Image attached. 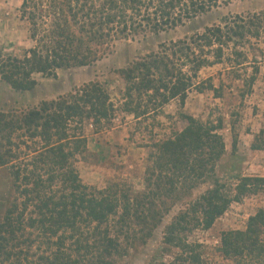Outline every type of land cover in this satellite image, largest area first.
<instances>
[{
    "label": "trees",
    "instance_id": "16d2710c",
    "mask_svg": "<svg viewBox=\"0 0 264 264\" xmlns=\"http://www.w3.org/2000/svg\"><path fill=\"white\" fill-rule=\"evenodd\" d=\"M231 1L22 0L19 12L33 45L21 55L0 53V80L15 92L32 91L37 75L56 78L59 71L91 66L116 42L175 29ZM262 36L264 10L161 44L117 71L124 85L120 107L105 83L91 81L26 110L1 111L0 169L10 191L0 217V264H116L144 246L172 207L187 199L164 228L161 252L171 258L167 264H204L202 245L189 236L210 229L232 203L264 191V177H234L235 183L216 177L225 154L221 119L183 115L182 129L150 143L140 192L120 183L84 185L76 157L86 150L85 127L101 131L118 112L140 122L173 100L183 106L191 90L221 98L222 85L194 82L202 68L226 62L243 83L242 95L251 92L259 69L241 80L236 70L246 56L238 48ZM218 252L233 264H264V208L243 230L223 232Z\"/></svg>",
    "mask_w": 264,
    "mask_h": 264
},
{
    "label": "rangeland",
    "instance_id": "374dc122",
    "mask_svg": "<svg viewBox=\"0 0 264 264\" xmlns=\"http://www.w3.org/2000/svg\"><path fill=\"white\" fill-rule=\"evenodd\" d=\"M21 3L22 0H0V53L21 55L33 45L28 36V23L20 16ZM263 10L264 0H233L175 29L158 34L148 32L116 42L109 53L91 66L59 71L56 78L46 79L37 75L38 84L29 92H15L0 80V112L26 110L91 81L105 83L112 102L120 107L124 85L117 74L119 69L157 51L161 44L201 33L206 27L221 24L225 19ZM238 49L246 56L243 66L236 70L241 80L250 77L254 66L259 69L251 92L242 95L245 91L243 83L232 78L234 73L224 62L202 68L194 80L204 84L211 79L215 87L222 85L221 98L215 97L211 91L198 93L191 90L183 106L178 100H173L160 113L140 122L118 112L112 124L101 131L95 132L86 126V150L76 157L75 162L82 183L97 189L120 183L132 192L143 191L149 152L147 146L157 139L169 137L174 130L182 129L185 126L183 115L201 121L222 120L225 154L216 167V177L221 182L235 183L233 178L242 176L264 177V149L251 148L252 145L264 147V36L250 38L249 43ZM224 52L230 54L231 51L226 49ZM205 55L213 59L211 54ZM210 185L209 182L200 185L192 197L203 193ZM9 191L10 178L5 170L0 169V217L6 209ZM188 200L173 206L148 242L130 251L116 264H167L171 258L161 252L162 234ZM259 208H264V191L232 203L210 229L196 230L189 236V241L202 245L204 264H233L218 252L220 236L228 230H243L248 218Z\"/></svg>",
    "mask_w": 264,
    "mask_h": 264
}]
</instances>
